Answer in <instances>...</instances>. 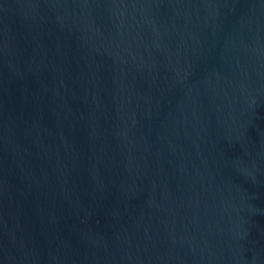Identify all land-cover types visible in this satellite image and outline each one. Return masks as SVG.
Masks as SVG:
<instances>
[{
	"label": "water",
	"instance_id": "95a60500",
	"mask_svg": "<svg viewBox=\"0 0 264 264\" xmlns=\"http://www.w3.org/2000/svg\"><path fill=\"white\" fill-rule=\"evenodd\" d=\"M0 264H264V0H0Z\"/></svg>",
	"mask_w": 264,
	"mask_h": 264
}]
</instances>
